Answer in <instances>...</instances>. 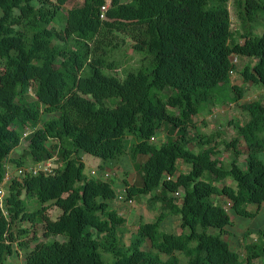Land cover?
<instances>
[{"label":"trees","instance_id":"trees-1","mask_svg":"<svg viewBox=\"0 0 264 264\" xmlns=\"http://www.w3.org/2000/svg\"><path fill=\"white\" fill-rule=\"evenodd\" d=\"M67 1L0 0V183L10 154L43 113L58 114L26 135L28 147L11 160L21 166L24 157L35 163L57 155L62 162L8 186L0 264L14 244L26 249V264H180L182 255L187 264H264L257 261L264 228L256 238L246 229L240 249L225 238L235 225L229 210L254 218L264 203V101L240 102L248 120H230V136L191 132L201 112L239 103L249 82L264 88V29L253 31L264 0H234L243 32L232 28L230 0H111L105 11L106 0H84L61 15ZM115 30L142 54L122 78L106 72L115 60L96 56ZM72 41L76 48L67 46ZM234 56L256 58L241 68L240 84L232 80ZM166 128L157 145L153 137ZM131 134L138 139L128 148ZM82 151L104 161L130 154L139 178H124L126 197L159 203L154 221L140 217L130 243L128 218L113 206L114 181L88 175ZM24 193L38 206L30 209ZM49 203L62 209L58 218ZM171 215L181 217L178 233L162 228ZM24 221L41 223L48 238H66L30 237Z\"/></svg>","mask_w":264,"mask_h":264},{"label":"rangeland","instance_id":"rangeland-1","mask_svg":"<svg viewBox=\"0 0 264 264\" xmlns=\"http://www.w3.org/2000/svg\"><path fill=\"white\" fill-rule=\"evenodd\" d=\"M84 0H68L67 3L62 7L61 15H64L67 10L71 7L81 5ZM111 0H106V5L108 6L110 4ZM229 8L231 12V20H232V28L236 32H243L244 26L242 21L238 18L236 14V9L234 6V0L229 1ZM58 28L61 27L58 23H55ZM264 29V15L261 14L259 17L256 18V20L253 22V31L256 33H262ZM116 33L108 34L109 37L106 40H103L102 45L97 49L96 56L103 54L107 59L109 60H115V68L113 69H106L107 73H113L116 74L119 77H124L127 71L136 69L141 64V58L142 54L137 52L133 46H132V38L130 35L116 31ZM61 44H64V42H60ZM68 47L76 48L77 43L75 41H72L67 44ZM237 56H234V60L237 61ZM256 58H243L242 60L239 59L237 61V69L232 74V80L234 83H242L243 79L240 74L241 68L247 63V62H254ZM34 87V85H33ZM30 87L29 89V96L28 98L31 100L36 99V95L34 92V88ZM246 93L245 96L239 101V103H233L229 105H217L213 107L209 111L201 112L196 116V126L191 127V132L193 134L197 133L198 131H201L203 133H211L213 130H220L222 133V136H230L233 134V130L231 129L229 125V121L239 120V121H246L248 120V113L245 111L241 105L240 102H247V101H253V100H263L264 101V88L260 84H254L252 82H249L246 87ZM58 113H43L42 119L38 120L36 122H32L30 126L27 127L24 133V138L22 139L19 146H17L12 153L9 156V159L7 160V163L9 165V169L14 172L16 169V164L11 159L13 158H20L23 154L24 150L28 147V140L26 138V135H28L32 130H34L36 127L40 126L43 123L44 119L52 118L56 116ZM168 130L163 129L160 131L159 134L155 136L153 141L160 145L164 140H167L168 137ZM137 137L135 134H131L127 138V144L128 148H130V145L137 141ZM190 146L194 150H198L199 146L196 145V142H192ZM82 158L85 162V172L90 175L91 170L95 169L99 173L101 170L103 171H114L118 175L115 178H112V180L115 182L116 178H118L119 182L123 185L124 184V178H128L129 181H134L137 178H139V168L137 169V166L134 165V160L130 156V154H126L122 156L119 160L116 161H104L101 157L95 156L93 154L87 153L85 151L81 152ZM222 156L226 158L227 160L231 157V155L226 151L222 153ZM264 159V151L260 155ZM146 155H140L139 160L144 161L146 159ZM26 159V165H31L33 162L31 161L30 157H24ZM244 161V157H242L241 162ZM104 164V165H102ZM25 165V166H26ZM180 171H186L188 169V166L184 162L179 163ZM24 197H26V200H28V207L30 209L35 208L38 206L36 198L33 196L32 198H28L26 194H23ZM50 204V203H49ZM128 206L126 207V210L124 211V215H128L130 219L127 227L125 228V241L127 243H130L132 236L137 231L139 219L142 216V218L146 219V221H154L156 214L159 212L160 207L159 203H154L150 200V195H143L139 200L135 199V202L133 204L127 203ZM49 212L52 215L53 218H58V216L62 213V209L57 206L50 204ZM235 214V220L237 221V224L235 225L236 230H240L243 228L244 224L246 222L252 221V218L245 217L242 215H239L237 213ZM180 215H174L170 218V220L164 221L162 223V228L169 232H180L182 230L181 222L179 217ZM128 218V217H127ZM24 227L30 228L29 235L33 236L34 233L37 234L39 240H46V239H54L58 238L60 240H64L66 237L64 235H57V236H50L49 238L44 235V229L42 227L41 223H37L35 225H32L28 221H24L22 224ZM247 228L245 226L244 231ZM255 229V228H254ZM243 231V232H244ZM258 235L256 234V237ZM23 239V237H21ZM235 239H232V241ZM235 242V241H234ZM243 241H241L242 245ZM15 252L12 256L8 258L6 261V264H26L25 263V253L26 249L20 247L18 244H14ZM261 262H264V257L259 258ZM180 264H187V258L182 255Z\"/></svg>","mask_w":264,"mask_h":264},{"label":"built area","instance_id":"built-area-1","mask_svg":"<svg viewBox=\"0 0 264 264\" xmlns=\"http://www.w3.org/2000/svg\"><path fill=\"white\" fill-rule=\"evenodd\" d=\"M106 9H107V5H104L102 7V10L105 11ZM154 138L155 137H153V139ZM61 165H62V162L59 156L57 155L47 158L45 160L32 163L31 165L17 166L14 172H12L9 169V165L6 164L5 176L2 182L0 183V208L2 209V211L5 214H7V211L5 209V197L8 193V186L10 185V183L12 182L14 178H24L26 175H38L40 173H45V174L52 173L57 168H59ZM90 175L96 176L98 178H103V179H112V178L117 177L118 174L114 171H103V170L99 173L97 170L93 169L91 170ZM175 195L181 196V192L177 191L175 192ZM117 201H123L129 204H133L135 202L133 198L126 197V191L118 194Z\"/></svg>","mask_w":264,"mask_h":264},{"label":"crops","instance_id":"crops-1","mask_svg":"<svg viewBox=\"0 0 264 264\" xmlns=\"http://www.w3.org/2000/svg\"><path fill=\"white\" fill-rule=\"evenodd\" d=\"M102 171V170H101ZM114 186L116 188V191L117 193H123L126 191V187L125 185L121 184L118 180V178H116L115 182H114ZM113 206L122 214H124V211L126 210V207L128 206V204L126 202H123V201H117L115 200L113 202ZM230 211V214L232 216V218L234 219L235 221V225L237 224V221L235 220V214H233L234 212L229 210ZM126 216V215H125ZM174 216V215H171V216H168L165 221L167 220H170V218ZM128 219L129 216L127 215ZM179 219H180V222H181V217L178 216ZM129 222V220H128ZM164 223V222H163ZM235 225H232L230 226L229 228L231 229V231L233 232L232 235H227L225 238L230 242L231 246L235 249H240L241 248V241L243 240V231H244V228L245 226H247V228H249L252 232V235L251 237H255L256 238V234L257 232L261 229V228H264V203L260 209V212L259 214L252 218V221L250 222H246L243 226V228H241L240 230H236L235 228ZM255 228V229H254ZM232 239H235L232 241ZM235 241V242H234ZM257 261H260L259 259H257Z\"/></svg>","mask_w":264,"mask_h":264}]
</instances>
